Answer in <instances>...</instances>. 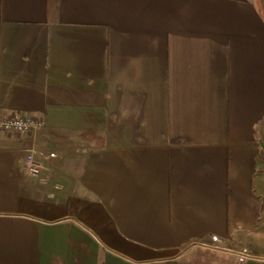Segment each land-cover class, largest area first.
I'll list each match as a JSON object with an SVG mask.
<instances>
[{
    "label": "crops",
    "instance_id": "1",
    "mask_svg": "<svg viewBox=\"0 0 264 264\" xmlns=\"http://www.w3.org/2000/svg\"><path fill=\"white\" fill-rule=\"evenodd\" d=\"M0 114V264H264V0H0Z\"/></svg>",
    "mask_w": 264,
    "mask_h": 264
},
{
    "label": "built area",
    "instance_id": "2",
    "mask_svg": "<svg viewBox=\"0 0 264 264\" xmlns=\"http://www.w3.org/2000/svg\"><path fill=\"white\" fill-rule=\"evenodd\" d=\"M44 124L41 120L29 117H4L0 114V133H13L28 135L40 131ZM56 155L45 153L44 151L31 148L25 159L26 172L33 178H39L43 172L44 158H55ZM241 258V262H243Z\"/></svg>",
    "mask_w": 264,
    "mask_h": 264
},
{
    "label": "rangeland",
    "instance_id": "3",
    "mask_svg": "<svg viewBox=\"0 0 264 264\" xmlns=\"http://www.w3.org/2000/svg\"><path fill=\"white\" fill-rule=\"evenodd\" d=\"M195 252L209 264H231L228 255L234 254L222 243H212L208 247H199L195 249Z\"/></svg>",
    "mask_w": 264,
    "mask_h": 264
}]
</instances>
